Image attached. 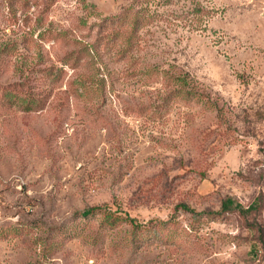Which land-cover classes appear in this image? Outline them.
<instances>
[{"label": "rangeland", "instance_id": "1", "mask_svg": "<svg viewBox=\"0 0 264 264\" xmlns=\"http://www.w3.org/2000/svg\"><path fill=\"white\" fill-rule=\"evenodd\" d=\"M0 234V264H264V0H0Z\"/></svg>", "mask_w": 264, "mask_h": 264}, {"label": "trees", "instance_id": "2", "mask_svg": "<svg viewBox=\"0 0 264 264\" xmlns=\"http://www.w3.org/2000/svg\"><path fill=\"white\" fill-rule=\"evenodd\" d=\"M27 7L29 8V5ZM42 10L43 11L41 12V14L44 13V8H42ZM129 11L130 10L128 11L126 10L125 12L122 13V16H125L123 18L124 23L125 22L127 23V26H125V34L123 36L125 38L124 39L125 43L131 45V43L134 44V38L139 32L141 25L143 24L139 25L141 21H139L140 16L138 13L140 12L131 14ZM116 19L117 18H115L113 21H115ZM182 207L185 210L191 211V209L188 208L186 205ZM237 208L241 210H245L240 204L236 203L235 200H233L232 198H227L222 202L220 211L216 213L209 212V216L216 217L223 214H228L231 213L232 211H235V209ZM95 215H100L102 218L101 224L109 228H116L118 225L122 223L127 224L130 228L129 234L132 238V244L135 241H140V242L144 241L143 239L146 237L144 236V234L146 232H152V234H154V237L160 234V226L162 223L155 224L153 225L152 229H149L148 227H144L142 224L138 223L135 218H132L129 215L124 216L121 213H118L117 211L114 212L108 209L107 207L95 206L88 208L87 210L81 213V216L84 218ZM260 235H262V231L260 232ZM1 237L2 235L0 234V238ZM261 242L264 243V241Z\"/></svg>", "mask_w": 264, "mask_h": 264}, {"label": "built area", "instance_id": "3", "mask_svg": "<svg viewBox=\"0 0 264 264\" xmlns=\"http://www.w3.org/2000/svg\"><path fill=\"white\" fill-rule=\"evenodd\" d=\"M254 264H263V263H261V262H257V263H254Z\"/></svg>", "mask_w": 264, "mask_h": 264}]
</instances>
